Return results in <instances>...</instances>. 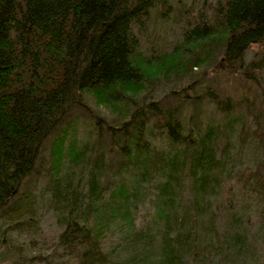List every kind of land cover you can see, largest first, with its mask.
<instances>
[{
	"label": "trees",
	"instance_id": "trees-1",
	"mask_svg": "<svg viewBox=\"0 0 264 264\" xmlns=\"http://www.w3.org/2000/svg\"><path fill=\"white\" fill-rule=\"evenodd\" d=\"M154 7L168 19L166 0H0V217L43 174L58 244L78 264H264V174L230 158L234 135L240 151L250 136L264 146V121L247 126L204 86L222 73L264 92V0H217L157 55L135 32ZM90 99L118 119H79ZM207 103L221 119H205ZM237 189L258 207L253 233Z\"/></svg>",
	"mask_w": 264,
	"mask_h": 264
},
{
	"label": "rangeland",
	"instance_id": "rangeland-1",
	"mask_svg": "<svg viewBox=\"0 0 264 264\" xmlns=\"http://www.w3.org/2000/svg\"><path fill=\"white\" fill-rule=\"evenodd\" d=\"M166 1L172 8L164 15L168 18L167 20L157 17L160 16L159 8L154 7L150 18L144 22L142 29L135 31L140 43V50L146 54L157 55L172 51L174 44L181 41L182 32L195 22L199 14L205 18L209 17L217 2V0ZM182 6L185 8L181 10ZM183 11L181 17L178 12L182 13ZM224 70L225 64L220 59L210 69L209 74L213 75L211 71L220 72ZM262 85L264 86V84ZM204 86L214 88L223 96L228 94L236 104L235 113L232 112V115L241 113L248 121L247 126L252 128L253 117L264 121V92L258 87L245 84L238 78L230 79L222 73H218L217 78L207 80ZM163 88L172 90L170 92L172 95L181 90L182 87L172 83L163 85ZM159 99V95L154 97V100ZM202 110L205 111V119H221L220 113L214 110L211 103L205 104ZM83 112L85 117L79 119H95V115L106 119H118L114 110L105 106H98L91 99L87 101V107L83 108ZM77 130L75 137H77L79 144L85 143L88 131L80 126ZM262 131L264 132V122ZM50 141L51 138L47 140L44 147L47 157L50 152ZM101 143V148L108 150L109 140L103 138ZM231 144L234 146L230 148V158L234 163H238L241 157L243 165L249 166L252 172L253 170H261L264 174V146L258 145L256 137L250 136L241 151L237 135L233 136ZM45 186L46 180L43 178V174L29 176L20 190V197L11 201L6 208V213L0 217V264H78V261L74 259V253L67 254L64 248L58 244L62 230L57 222L55 209L50 202L49 195L44 189ZM244 198L242 191L237 189V198L233 206L235 205V210H239L238 207L241 206V208L246 207L248 211H251L249 214H247L248 211L245 212V225L253 233L260 223L258 207H256L253 199ZM228 199H230L228 190L224 185H221L218 190V197L215 198L216 214L220 216L218 218L219 224L223 222L226 215ZM12 204L14 206H11ZM1 212L2 210H0V214Z\"/></svg>",
	"mask_w": 264,
	"mask_h": 264
}]
</instances>
